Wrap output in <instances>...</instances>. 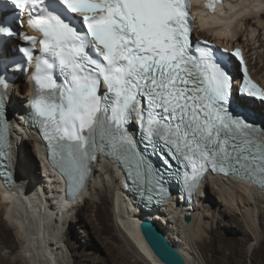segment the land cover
<instances>
[{"label": "snow or ice", "instance_id": "1", "mask_svg": "<svg viewBox=\"0 0 264 264\" xmlns=\"http://www.w3.org/2000/svg\"><path fill=\"white\" fill-rule=\"evenodd\" d=\"M221 2L208 0L206 7L214 12ZM6 3L18 10V19L27 12L28 27L42 37L0 24V34L40 45L31 108L47 141L48 159L70 191L80 190L93 153L99 151L129 180L166 196L162 173L145 155L148 148L153 154L162 149L160 157L169 167L168 156L191 168L183 177L189 192L209 169L264 191V144L258 140L264 129L230 112L233 79L222 58L204 46L207 42L193 45L189 0ZM76 17L86 32L76 26ZM20 51L32 59V48L20 46ZM231 55L244 73L241 93L264 101V90L250 79L241 50ZM0 84L6 89L2 79ZM132 120L139 142L126 127ZM4 185L9 188L7 177Z\"/></svg>", "mask_w": 264, "mask_h": 264}, {"label": "bare ground", "instance_id": "2", "mask_svg": "<svg viewBox=\"0 0 264 264\" xmlns=\"http://www.w3.org/2000/svg\"><path fill=\"white\" fill-rule=\"evenodd\" d=\"M254 3L256 6L252 7ZM260 3H264V0H260ZM260 3H256V0H237L232 5L227 0L215 14L206 17L205 24L218 26L216 34L219 36H238L236 42L247 48L250 69L264 85V9L260 8ZM223 9H227V12L224 13ZM200 14L204 16L203 12ZM206 32L211 34L213 30L208 28ZM197 36L203 38L205 34ZM258 42L259 45L256 46ZM21 81L22 78L10 89L15 90V97L24 99V104L20 106V100L12 96L10 98L8 91L14 113L10 114V125L14 124L15 129L12 130L10 166L15 183L12 190L3 187L0 182V264H42L43 260V264H55L47 253L54 255L56 249L63 250L62 243L59 246L57 243L63 236L74 264H82L83 259L85 264H97L98 261L111 264L104 251L118 241L108 231L105 221L112 214L117 218L116 226L119 231L146 264H162L152 255L138 230V224L146 214L159 224L168 241L182 254L186 264H196V260H192L189 246L193 239H201L203 234L212 239L209 243L203 239L198 243L206 264H218L220 257H223L222 264H264V191L233 176L210 175L209 180L205 179L191 204L192 209L174 197L165 207L150 213L130 204L124 180L116 166L97 160L85 187L72 200H66L60 176L46 164V146L37 140L32 129L23 128L22 120L19 121L26 113L28 102L25 96L27 86ZM235 100L249 107L248 100ZM251 109L254 111L253 117L264 123V105L254 104ZM36 173L42 175L39 183L36 182ZM80 203H84V211L80 208ZM220 206L224 209H220ZM30 207L32 211L29 210ZM70 210L73 214L76 210V214L68 218L65 214ZM236 210H239L243 220L236 217ZM188 213L191 219L186 224L183 216ZM224 219L228 223H223ZM218 220L223 223V227H229L238 234L236 241L226 234V229L218 228ZM241 221H245L252 230L257 222L263 237L249 260L245 256V246L252 239L242 230ZM65 225L67 228L62 236V226ZM10 227L20 238L19 246L12 243ZM48 228L51 229L50 235L46 233ZM18 248L22 250L17 251ZM38 257L43 258L41 263ZM96 258L99 259L97 262ZM128 262L130 263L126 261L124 264H129Z\"/></svg>", "mask_w": 264, "mask_h": 264}, {"label": "rangeland", "instance_id": "3", "mask_svg": "<svg viewBox=\"0 0 264 264\" xmlns=\"http://www.w3.org/2000/svg\"><path fill=\"white\" fill-rule=\"evenodd\" d=\"M264 44V43H263ZM257 45H259V42L256 44V46ZM261 51H262V49H261ZM254 61V60H253ZM255 63V62H254ZM21 83H25V82H23V81H21ZM15 90L14 89H10V98H11V96H12V98H14V99H16V100H20V106H21V104H24V99L23 98H17V97H15ZM11 108L13 109V107H12V104H11ZM10 114H11V112H10ZM14 115V114H13ZM17 144H18V146L20 147L21 145V143H20V141H19V139L17 140ZM37 159L39 160V158L37 157ZM36 182H41V179H42V175L40 174L39 175V173H36ZM37 183V184H38ZM44 184V183H43ZM85 196H86V193L84 194ZM17 201H18V199H17ZM19 201H21V199H19ZM30 201V200H29ZM211 203H212V201H211ZM28 205V204H27ZM31 204H29L28 206H30ZM79 206H80V208H82V210L84 211V203H80L79 204ZM235 206H236V208H237V205L235 204ZM213 208V207H212ZM220 209H224L223 207H221L220 206ZM29 210H31V207H30V209ZM32 211V210H31ZM235 212H237V215H236V217L237 218H240L239 220H243V218L241 217V213L239 212V210L237 211H235ZM76 214V210H74V214H73V211L72 210H70V211H68L67 212V214H65V216L66 217H68V218H70V217H72L73 215H75ZM39 215V214H38ZM28 218V221H30L29 220V217H27ZM3 220H5L6 221V219H5V217H3ZM225 221H222L223 223H225L227 220L226 219H224ZM22 221V220H21ZM106 223L108 224V231H110L112 234H114L116 237H117V239H118V241H116L115 243H114V246L112 245V246H108L107 247V250L106 251H104V255L105 256H107V258H108V260H110V263L111 264H115V262H116V264H124V263H126V261H130V263L129 264H146V263H144L143 262V259L137 254V252L135 251V249H133V246L131 245V243H129V241H127V239L125 238V235H123V233L121 232V231H119V228L116 226V222H118L117 221V218H116V216H115V214H112L110 217L108 216V218L106 217ZM115 222V223H114ZM221 221H219L218 220V228L219 229H226V234L228 235V236H232V240H235L236 241V236H238V234L237 233H234V232H232V230H231V228H229V227H223V223H222ZM24 223V222H23ZM227 223H228V221H227ZM241 225H242V230L244 231V233L246 234V235H248V237L250 238V239H252L248 244H246V246H245V252H246V254H245V256H246V258L249 260V258H251V255L253 254V250H254V248L255 247H257L259 244V240L260 239H262L263 237H262V235H261V231H260V229H259V224H257V222L255 223V229L254 230H252L249 226H248V224L247 223H245V221H241ZM159 225V224H158ZM62 227H64V228H62V231H63V233H62V236H63V234H64V232H65V230H66V228H67V225H65V226H62ZM11 229H10V233L12 234V238H13V241H12V243L14 244V245H16V246H19V240H20V238L15 234V231L14 230H12V227H10ZM161 228V227H160ZM233 229V228H232ZM189 230V229H188ZM188 230H184V231H188ZM192 231V230H191ZM255 233H254V232ZM48 232V233H47ZM46 233L47 234H51V229L50 228H48V230L46 231ZM190 235L192 234V233H190V232H188ZM230 233V234H229ZM235 234V235H234ZM256 234V235H255ZM76 235H80V234H76ZM234 237V238H233ZM256 237V238H255ZM46 239V238H45ZM201 239H203L205 242H207V243H209V242H211V237L209 236V235H207V234H203L202 235V237H201ZM201 239L200 238H196V239H193L192 240V242H191V244H190V246H189V248H190V252H192V260H193V258H194V262H195V260H196V264H206L205 262H204V260H203V258H202V255L204 254L203 252H202V250H199L200 248H199V245H198V243H199V241H201ZM62 241V242H61ZM18 242V244H16ZM55 243V242H54ZM58 243V246L61 244L62 245V247H63V250H59V249H56L53 245V247L56 249V253H54V255H50L49 253H47L48 255H49V257H51L52 259H54L53 260V262H55V264H61V263H63V264H74L73 263V258H72V256H71V253H70V251L68 250V248L66 247V245H65V242H64V236L60 239V241H58L57 242ZM101 244V243H100ZM55 246H57V245H55ZM110 248V249H109ZM22 249L21 248H18L17 249V251H21ZM122 251V253H121V251ZM64 251V252H63ZM67 253V254H66ZM201 253H203L202 255H201ZM19 254V253H18ZM53 254V253H52ZM221 258H223V257H220V260H218V264H222V262H221ZM42 260H43V258H41ZM45 259V258H44ZM80 259H81V257H80ZM83 259V258H82ZM112 259V260H111ZM99 259H95V261L97 262ZM40 263H41V261H40ZM44 263V260L42 261V264ZM81 263L82 264H85V261H84V259L81 261ZM104 264V262L103 261H98L97 262V264ZM21 264H24V262H22ZM191 264H193V263H191ZM246 264H249V262L248 263H246Z\"/></svg>", "mask_w": 264, "mask_h": 264}, {"label": "water", "instance_id": "4", "mask_svg": "<svg viewBox=\"0 0 264 264\" xmlns=\"http://www.w3.org/2000/svg\"><path fill=\"white\" fill-rule=\"evenodd\" d=\"M140 210L150 212V210H145L143 208H140ZM190 219L191 217L188 214L183 216V222L186 224L190 223ZM138 230L152 255L162 264H186L182 254L168 241L158 223L152 220L149 215H143L138 224ZM40 234L42 235V233H39V235ZM129 239L131 240L130 237ZM46 258L49 257L46 255ZM37 259H39V261L42 260L40 257Z\"/></svg>", "mask_w": 264, "mask_h": 264}]
</instances>
